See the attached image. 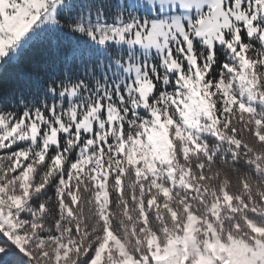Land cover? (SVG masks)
I'll list each match as a JSON object with an SVG mask.
<instances>
[{
    "label": "snow or ice",
    "instance_id": "snow-or-ice-1",
    "mask_svg": "<svg viewBox=\"0 0 264 264\" xmlns=\"http://www.w3.org/2000/svg\"><path fill=\"white\" fill-rule=\"evenodd\" d=\"M0 264H264V0H0Z\"/></svg>",
    "mask_w": 264,
    "mask_h": 264
}]
</instances>
